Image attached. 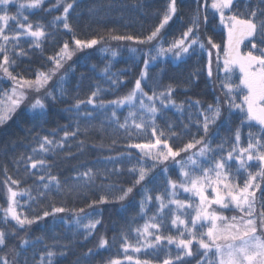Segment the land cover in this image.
Masks as SVG:
<instances>
[{
	"label": "snow or ice",
	"instance_id": "obj_1",
	"mask_svg": "<svg viewBox=\"0 0 264 264\" xmlns=\"http://www.w3.org/2000/svg\"><path fill=\"white\" fill-rule=\"evenodd\" d=\"M77 2L78 0L66 2L62 14L54 17V21L61 22L63 28L69 31H72L69 11L74 9ZM44 3L45 0H0V76L11 82L10 89L0 88V126L29 104L34 115L42 118L49 106L47 102L58 99L57 87L60 98L65 95L62 86L67 83L68 74L75 70L70 62L76 51L92 48L104 39L99 37L84 41L74 38V48L70 47L68 41H64L53 55L46 58L50 67L34 72V78H25L21 73L14 71L18 66V57L28 54L20 46L21 39L30 37L33 41L30 47L42 49L44 40L52 33H46L44 24L30 22L24 12L27 9L43 10ZM57 3L59 4V0ZM192 4L184 29L178 38H173L171 41L165 38L162 30L173 20V17L178 16V0H168L159 23L143 39L134 35L111 36L112 39L135 40L140 44L151 46L143 54L144 67L140 72V78L135 80L134 88L126 96L105 102L99 99L102 90L97 86L87 100H77L72 108L66 109V111H76L78 115L82 105H91L93 111L106 110L108 107L116 109L125 104L135 109L128 112L124 123H120L117 112L113 110L109 121L116 130L123 129L126 134L125 139L128 141L143 139L144 134H148L146 142L128 143L126 148L139 150L140 159L137 164L144 162L145 158H150L151 171L159 167L161 174L165 175V191L170 197L166 204L163 196L148 194L149 189L145 188L144 184L148 182L146 178L149 177L150 169L143 166L129 168L128 171L136 175L131 186L122 187L115 183L108 185L110 189H117L122 193L115 197V200L125 201L134 194L137 187H140L142 190L139 201L140 212L146 214L147 205L153 200L159 202V208L148 217V221L142 227L132 228L131 225H127L111 239L106 235H100L96 249H88L78 259L77 264H90L91 258L97 255L100 249L108 250L112 246H118L123 250V260L109 257L107 260L102 259L100 264H125V262L132 264L134 257L127 254L130 248L135 253H141L142 248L147 249L144 254L152 255V260L137 258L134 264H153V260H159L164 241L168 245L175 244L177 251L175 255L169 251L159 264H189L191 260H195L196 264H264V0H244L243 12L239 10L240 0H210V2L192 0ZM12 7L16 8L15 14L10 12ZM217 15L219 24L227 29L222 66L220 60L222 46L215 43L211 36L205 35ZM241 46L248 50L242 51ZM212 49L216 50L217 70H222L225 76V79L220 81L223 99L217 97L214 103L208 104L206 108H198L194 114L196 119L190 114L189 122L183 126L182 132H175L174 125L171 124H168L166 129L161 128L157 124L158 114L163 118V112L168 104L176 106L171 99L174 90L169 86L159 93L151 88L145 91V88L149 87L146 83L149 66L161 56L171 54L175 59L182 61L186 57L191 59L207 51V71L208 76L211 77ZM137 51L138 49H131L133 54ZM112 55L115 56L116 53L113 52ZM237 69L239 78L238 82H234L232 75ZM107 71L106 67L105 72ZM113 75L117 78L109 77L110 87L116 88L122 81L119 79V73ZM57 76L59 79H54ZM50 82L52 90L48 91ZM237 99H240V103L236 102ZM136 100L138 106L134 103ZM157 103L160 105L159 108L156 106ZM199 103V101L195 102L196 105ZM224 105H227L229 116L233 115V109L239 110V114L243 116L241 127H236L233 134L221 138L214 144L213 141L219 136V132L213 130L218 129L219 123L223 120ZM83 115L88 119L93 118L92 112H85ZM137 118L140 119V123L136 122ZM129 120L132 121L131 124L128 123ZM245 121H255L260 128L259 133L251 131L247 133L246 147L241 146V128ZM248 126L252 125L249 123ZM192 127L197 129L195 134L191 132ZM101 128L103 130V126ZM78 134H80L79 121L76 130L72 132L65 130L59 141L50 139L48 135L41 137L39 134L34 139L39 145V152L47 154L63 150L66 140L75 138ZM50 135L55 137L56 131L54 130ZM185 135L191 136V139L186 143H175L182 140ZM196 136H199V139ZM115 143L116 141L113 140V144ZM79 144L83 148L84 142L80 141ZM32 153L36 154L37 149L33 148ZM71 155L69 153L65 158H70ZM132 158L131 151H128L114 157H106L105 160L115 165L125 160L131 161ZM29 161L33 170L45 171L53 167L46 163L45 159L37 160L34 155H22L14 163L18 169L23 165L25 175L29 177L35 175L34 172L29 171ZM250 161L256 162V171L250 170L253 167ZM170 170H178L177 179L170 178L168 175ZM7 171L5 167V179L2 183L6 188L8 206L3 209L5 227H0V264H29V259L25 255L26 250L23 247L17 250L8 243L9 239L16 235L15 230L6 227L9 217L15 222L16 229L23 230L45 218H55L59 213L76 212L74 223L78 227L83 219L93 216L92 212H86L84 208L77 211L52 204L48 205L50 210L41 209L39 212L33 210L29 204L30 214L17 210L24 207L20 197L25 194L28 200L36 204H39L41 199H48L53 193L63 192L66 196L79 195L85 188L94 184L96 173L91 169L78 173L72 178L77 183L66 186L61 184L56 175L46 171L45 175L39 177V183L44 191L40 188H24L18 191L21 183L26 181L13 179L8 176ZM112 171L115 172L116 169ZM84 177H87V180L80 183ZM100 187L103 188L104 185L101 184ZM168 187L172 189L171 192H167ZM177 189H183L185 193L191 194L189 199H175ZM33 191L36 192L35 197L31 194ZM108 202L107 196H101L99 200H93L88 207L92 208L96 204ZM169 205H175V211L183 210L182 215L187 217L182 219L181 215H174L171 219V225L177 227L178 236L160 234L162 228L167 227L163 218L157 223L149 222L156 220ZM225 211H236L237 215L229 217L224 215ZM102 224V219H89V222L83 225L86 233L84 240L87 241L95 235L97 226ZM179 226H183L182 231ZM133 232L137 237L136 245L139 246L129 240ZM185 235L188 236L187 239L184 238ZM28 243L27 240L21 241L22 245ZM194 243L198 245L196 251L193 250ZM48 247L55 248L56 244ZM60 247L67 248L69 245ZM54 255L56 253L52 250L41 254L40 264H45V260L47 264H52ZM32 264H36L35 257Z\"/></svg>",
	"mask_w": 264,
	"mask_h": 264
},
{
	"label": "trees",
	"instance_id": "obj_2",
	"mask_svg": "<svg viewBox=\"0 0 264 264\" xmlns=\"http://www.w3.org/2000/svg\"><path fill=\"white\" fill-rule=\"evenodd\" d=\"M66 2H71V0H59V4L57 0H45L43 10H25L24 15L29 17L30 22L44 24L46 33H52V35L44 40L42 49H33L30 47L33 43L26 38H22L20 46L28 54L18 57V66L15 68V72L21 73L25 78H34V72L46 70L51 66L46 58L53 55L64 41H68L70 47L74 48V38L84 41L99 37H104V39L92 48L76 51L70 62L75 70L68 74L67 83L62 86L65 95L60 98L59 88L57 87L56 95L58 99L54 102H47L49 106L42 118L34 115L29 104L28 107L18 110L10 120L0 126V227H5L3 209L8 206L5 194L6 188L2 183L5 179V167L8 170V176L26 181V183H21L17 189L18 191L24 188H40L41 191H44L39 183V177L45 175L46 171L56 175L61 184L66 186L77 183L72 178L76 177L78 173H84L91 169L96 173L94 184L89 188H85L79 195L69 194L66 196L63 192L53 193L48 199H41L40 203L36 204L28 200V196L25 194L20 197L21 204L24 207L17 210L21 213L30 214L29 204L37 212L41 209L50 210L48 205L52 204L77 211L84 208L86 212H92L93 216L83 219L78 227L74 223L76 212L59 213L56 214L55 218H45L23 230L16 229L14 227L15 222L11 221L9 217L6 227L9 230H15L16 235L11 237L8 243L17 250L23 247L26 250L25 255L29 259V264H32L33 257H35L36 264H40L41 254L49 250L56 253L52 258V264H77L78 259L88 249H96L100 235H106L111 239L115 233H118L121 228L127 225H131L132 228L142 227L148 221V217L157 211L159 202L153 200L147 205L146 214L141 213L139 201L142 190L140 187H137L134 194L123 202L115 200V197L122 193L117 189L108 187L112 183L122 187L131 186L136 179V175L130 173L128 169L133 166H143L150 169L149 177L146 178L148 182L144 184V187L149 189V195L163 196L166 204L170 198L165 191V175L161 174L159 167L155 171H151L150 158H145L144 162L137 164L140 159L139 150L126 148L128 143L146 142L148 134H144L143 139L128 141L125 139L126 134L123 129L116 130L115 126L109 121L113 110L117 112L120 123H124V118L128 112L135 109L133 110L125 104L116 109L108 107L106 110L93 111L91 105H82L79 109V115L76 111H66V109L72 108L77 100H87L97 86L102 90L99 99L105 102L122 98L134 88L135 80L140 78V72L144 67L143 54L151 46L140 44L135 40H116L112 39L111 36L134 35L143 39L159 23L168 0H78L74 9L69 11V23L72 25V31L64 29L61 22L54 21V17L62 14L63 5ZM177 6L178 16L173 17V20L162 30L166 39L179 37L188 21L189 11L193 7L192 0H178ZM50 8L52 10L48 11ZM14 9L15 7H12L11 12H14ZM244 9V0H240L239 10L243 12ZM205 35L211 36L215 43L222 46L220 50V58H222L224 56L223 45L226 42L227 34L224 26L219 24L218 16L209 25ZM133 48L138 49L135 54L131 52ZM211 51L213 53L211 77L208 76L207 71V51L191 59L185 58L181 62L173 60L159 61L154 62L149 67L146 81L149 87H146L145 91H149V88H151L159 93L165 91L169 86L174 90L171 99L176 106L168 104L167 109L163 112V118H160V114H158L157 124L161 128L166 129V126L171 124L174 125L173 130L175 132H182L183 126L189 122L190 114H192L193 119H196L194 114L198 108H206L208 104L214 103L217 97L223 99V92L220 88V71L217 70L215 62L216 50L212 49ZM113 52L116 53L115 56L112 55ZM106 67L108 68L107 72H105ZM114 73H119V79L122 83L116 88H111L109 77L116 79ZM54 79L58 80L59 76ZM10 87L11 82L0 76V88L10 89ZM47 90H52L51 82ZM196 101L200 102L199 105L195 104ZM190 105L192 106L190 107ZM156 106L159 108V103ZM85 112H92L93 118H85L83 115ZM200 118L202 119V117ZM242 118L238 113L229 116L227 105H224L223 120L219 123L218 129L213 130L218 131L219 136L214 139L213 143H218L221 138L233 134L236 127H241ZM77 121H79L80 134L75 138H68L63 150L47 154L39 152V145L34 139L37 134L41 137L48 135L50 139L59 141L65 130L69 132L76 130ZM136 122L140 123L141 121L137 118ZM128 123L131 124L132 121L129 120ZM101 126H103V130ZM54 130L56 136L52 137L50 133ZM191 132L195 134L197 129L192 127ZM196 138L199 139V136H196ZM189 139H191V136L185 135L182 140L175 143H186ZM113 140L116 141L115 144H113ZM80 141L84 142L83 148L80 147ZM33 148L37 149L36 154L32 153ZM128 151L132 153L133 158L131 161L125 160L114 165L105 160L106 157H114ZM69 153L72 155L66 159L65 157ZM22 155H34L37 160L45 159L46 163L53 165V167L45 171L33 170L30 168L29 161V171L34 172L35 175L26 176L24 166L20 165L18 169V166L14 163ZM114 168L116 169L115 172L112 171ZM177 171L170 170L168 175L171 179H177ZM84 180H87V177H84L80 183H83ZM101 184L104 185L103 188L100 187ZM171 191L172 189L168 187L167 192ZM176 191L175 199L188 200L191 195L185 193L183 189H177ZM31 194L33 197L36 196L35 191ZM101 196H107L109 202L96 204L92 208L88 207L93 200H99ZM182 212L183 210L175 211V205H169L156 220L149 222L157 223L163 218L167 227L162 228L160 234L178 236L177 227L171 225V219L174 215H181L182 219L187 218L182 215ZM224 215L231 217L237 215V212L225 211ZM89 219H102L103 224L98 225L95 235L85 241L84 235L86 233L83 225L87 224ZM179 227L182 231L183 226ZM199 230L205 231V229ZM41 237L43 239H38ZM184 238L187 239L188 236L185 235ZM136 239V234L131 233L129 236L130 242L136 245ZM22 240H27L29 243L22 245ZM53 244H56L55 248L48 247ZM61 245H69V247L63 248L60 247ZM197 248L198 245L194 243L193 250L196 251ZM146 251L148 250L142 248L141 253H135L130 248L127 254L134 257L132 262L134 264L137 258L152 260L151 254H144ZM169 251L172 255H175L176 245H168L166 241L162 242L159 260H153V264H159V261L163 260ZM60 253L64 254L61 255ZM109 257L123 260V250L118 246H112L108 250L100 249L99 253L91 258L90 264H100L102 259L107 260ZM45 264H47L46 260ZM189 264H196V262L191 260Z\"/></svg>",
	"mask_w": 264,
	"mask_h": 264
},
{
	"label": "rangeland",
	"instance_id": "obj_3",
	"mask_svg": "<svg viewBox=\"0 0 264 264\" xmlns=\"http://www.w3.org/2000/svg\"><path fill=\"white\" fill-rule=\"evenodd\" d=\"M15 11L14 12H11V10H10V12H11V14H15V12H16V8L14 9ZM218 16V15H217ZM12 27H15V26H13V25H11ZM224 29H225V31H226V34H227V29L224 27ZM24 38H26L27 40H29V41H31L32 43H33V41H32V39L30 38V37H24ZM176 38H178V37H176ZM173 38H169V39H167V40H169V41H171ZM226 41H227V39H226ZM226 43V42H225ZM224 43V44H225ZM241 50L242 51H247L248 49H246V48H244L243 46H241ZM153 54H155V52H153ZM223 55V54H222ZM187 58V57H186ZM223 58H224V56H222V58H220V60H221V66H222V61H223ZM185 59V58H184ZM167 60H173V61H175V62H181V60H177V59H175L174 57H172L171 56V54H169L168 56H161V57H159L156 61H153L152 62V64L154 63V62H159V61H167ZM212 62H213V60H212ZM216 62V61H215ZM151 64V65H152ZM150 65V66H151ZM149 66V67H150ZM148 71H149V68H148ZM220 76H221V80H224L225 79V76H224V73H223V71L222 70H220ZM238 78H239V71H238V69L235 71V73L232 75V80L234 81V82H238ZM241 96H242V94H241ZM147 102V101H146ZM237 103H240V99H237V101H236ZM134 103H136L137 104V106H138V100H136V101H134ZM134 110V109H133ZM233 111V115H235L236 113H238V115H241V114H239V110H237V109H233L232 110ZM242 116V115H241ZM243 117V116H242ZM145 119H147V117H145ZM243 119V118H242ZM249 123L252 125L251 127H249L248 125H249ZM241 131H242V137H241V146H245L246 147V145H247V133L249 132V131H251L252 133H259V131H260V128H259V125H257L256 124V122L255 121H252V122H247V121H245V124H244V126L241 128ZM250 164H252L253 165V167L250 169L251 171H256L257 170V168H256V162H252V161H250L249 162ZM235 167V166H234ZM242 179V178H241ZM206 230V229H205Z\"/></svg>",
	"mask_w": 264,
	"mask_h": 264
}]
</instances>
